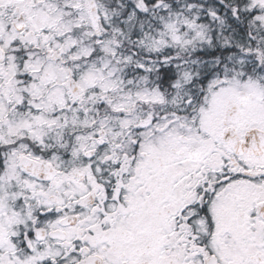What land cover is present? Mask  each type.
Instances as JSON below:
<instances>
[{
  "label": "snow or ice",
  "instance_id": "obj_1",
  "mask_svg": "<svg viewBox=\"0 0 264 264\" xmlns=\"http://www.w3.org/2000/svg\"><path fill=\"white\" fill-rule=\"evenodd\" d=\"M0 264H264V0H0Z\"/></svg>",
  "mask_w": 264,
  "mask_h": 264
}]
</instances>
